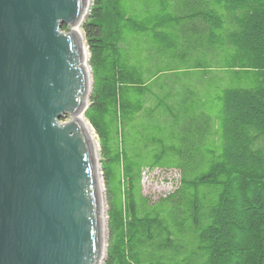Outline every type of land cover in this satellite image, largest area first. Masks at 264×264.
Returning a JSON list of instances; mask_svg holds the SVG:
<instances>
[{
  "label": "trees",
  "instance_id": "1",
  "mask_svg": "<svg viewBox=\"0 0 264 264\" xmlns=\"http://www.w3.org/2000/svg\"><path fill=\"white\" fill-rule=\"evenodd\" d=\"M82 31L103 264H264V0H92ZM155 168L179 177L151 200Z\"/></svg>",
  "mask_w": 264,
  "mask_h": 264
},
{
  "label": "water",
  "instance_id": "2",
  "mask_svg": "<svg viewBox=\"0 0 264 264\" xmlns=\"http://www.w3.org/2000/svg\"><path fill=\"white\" fill-rule=\"evenodd\" d=\"M88 6L0 0V264H102L97 153L76 119Z\"/></svg>",
  "mask_w": 264,
  "mask_h": 264
},
{
  "label": "rangeland",
  "instance_id": "3",
  "mask_svg": "<svg viewBox=\"0 0 264 264\" xmlns=\"http://www.w3.org/2000/svg\"><path fill=\"white\" fill-rule=\"evenodd\" d=\"M92 3V0H89V6L87 9V12L85 14V17L80 25V31L81 34L83 35V39H84V34L82 31V25L85 22V18L87 17V13L89 11V7ZM64 31H68L69 30V26H64L63 27ZM85 42V39H84ZM85 46H86V42H85ZM87 48V46H86ZM87 64H88V60H89V56H88V49H87ZM89 66V64H88ZM91 73V72H90ZM92 86V77H91V84H90V89ZM89 89V90H90ZM89 100V99H88ZM88 105V104H87ZM85 117V116H84ZM69 116L65 117L62 119V121L67 122L68 121ZM88 122V121H87ZM89 124V122H88ZM90 126V131L92 133V136L94 138V140L97 143V162L99 165V176H100V180H101V188H102V195L101 197L102 202H103V208H104V220H105V238H104V245H105V250H104V258L102 260V264L103 261L105 259V254H106V249H107V245L109 243V237H110V231H109V227H108V216H107V212L110 209V194L107 191V187H106V183H105V179H104V174L103 171L101 169V157H100V145H99V141H98V137L95 133V131L93 130V128ZM178 177L179 174L176 170L174 169H164V168H155L153 170H144L142 172V178H141V193L142 195L150 198L151 200H155L157 199L159 196H163L165 194H167L168 192L172 191L178 182ZM113 186V185H112ZM114 189V193L115 195H112V200L114 205L116 204V206L120 203V199H121V194H119V189L120 187H113ZM121 202H123V200L121 199Z\"/></svg>",
  "mask_w": 264,
  "mask_h": 264
},
{
  "label": "bare ground",
  "instance_id": "4",
  "mask_svg": "<svg viewBox=\"0 0 264 264\" xmlns=\"http://www.w3.org/2000/svg\"><path fill=\"white\" fill-rule=\"evenodd\" d=\"M89 0H86V3H88ZM84 19V18H83ZM81 23V21H80ZM80 23L78 22L77 24H74L73 25V33H75L78 37H79V40L81 42V46H82V50H83V58H82V62L81 64L84 66L85 68V74H86V79H87V88L90 89V84H91V73H90V68L87 64V48L85 46V42H84V39H83V35L81 34V31H80ZM90 91V90H89ZM86 96L84 98V102H86ZM69 116L68 118V121L72 119V115L68 113L67 117ZM76 119L78 121H80L81 125H82V128L83 130L85 131V133L88 134V136L90 137V141L93 145V150L94 152L96 153V150H97V143L96 141L94 140L93 136H92V133L90 131V126L87 122V120L84 118V115L83 113H78L76 114ZM67 121V122H68ZM97 156V155H96ZM95 172L97 173L98 175V179H99V182L101 183V180H100V176H99V168H98V162L96 161V166H95ZM99 183V184H100ZM102 195V188L100 189V196ZM102 198V197H101ZM103 199V198H102ZM102 199H101V202H100V212H99V225H100V237H101V256L104 255V250H105V245H104V238H105V220H104V208H103V202H102Z\"/></svg>",
  "mask_w": 264,
  "mask_h": 264
}]
</instances>
